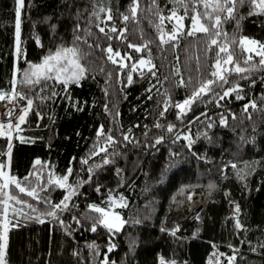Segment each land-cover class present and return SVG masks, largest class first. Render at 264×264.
Masks as SVG:
<instances>
[{
    "label": "trees",
    "instance_id": "obj_1",
    "mask_svg": "<svg viewBox=\"0 0 264 264\" xmlns=\"http://www.w3.org/2000/svg\"><path fill=\"white\" fill-rule=\"evenodd\" d=\"M205 2L211 13L214 0H23L18 53L17 0H0V91L15 88L33 101L19 128L0 133V162L36 190L28 196L11 185L24 206L13 214L19 225L9 229L7 264H157L160 254L173 264H207L215 247L220 264H264V66L255 54L245 63L250 54L240 43L248 36L264 44V13L246 0L231 19L216 13L218 29L187 35ZM173 11L187 24L174 42ZM213 38L233 55L226 82L212 76L217 59L227 58ZM65 48L77 50L85 69L78 83L51 73L24 82L32 65ZM129 53L125 64L117 60ZM141 59L151 64L133 69ZM237 64L246 71L237 73ZM209 79L217 81L210 91L176 107ZM229 89L236 90L220 99ZM227 191L240 202V229ZM191 194L204 206L178 236L162 217L185 215ZM113 205L125 223L110 231L95 208Z\"/></svg>",
    "mask_w": 264,
    "mask_h": 264
},
{
    "label": "snow or ice",
    "instance_id": "obj_2",
    "mask_svg": "<svg viewBox=\"0 0 264 264\" xmlns=\"http://www.w3.org/2000/svg\"><path fill=\"white\" fill-rule=\"evenodd\" d=\"M153 2H155V0H153ZM246 0H214V3L211 5L213 11L211 13L207 12V9L209 8V4L208 3H204V8L206 9L205 13H200L198 11L195 12V14L192 16V25L193 28L187 31V35L191 36L194 35L196 32H201V33H210L213 29H218L221 25V16L216 14V13H226V16L224 17V19H231L233 18V14L235 11V5L237 3L243 4L245 3ZM249 2H251L254 7L259 8L261 13H264V0H249ZM134 3H136V0H134ZM17 4L18 7L16 9V22H15V28H16V39H17V52L19 53L20 49H19V36H20V9L23 7V0H17ZM101 11H104V9H101ZM251 14H255V13H251ZM131 15L134 18L136 15V7H133L131 9ZM203 16H207V18L209 20H213L214 22L210 25V26H205V23L201 22L202 17ZM172 18H177L178 21V26L176 29L173 30L172 33H170L168 35V40L169 41H176L178 38V33L180 31V29L183 27L182 24L179 23L180 20L183 19V17H177V13L175 11H173L171 13V16L169 17V19ZM108 19L111 20V16H108ZM123 19L125 21H127L129 19V16H124ZM164 17H161V22H163ZM198 25V27H197ZM113 32L117 31L116 28H112L111 29ZM100 32H104L105 29L104 28H99ZM126 31V29L124 30ZM220 35H222V33L220 31H216L215 32V36L219 37ZM161 41L164 43H167L168 41H165L163 39V35L161 36ZM241 44L244 43V41H240ZM248 43L252 44V45H256L260 51L256 52V55H259L261 57V59L258 61V63L262 66H264V44H260L259 42L252 40V41H248ZM211 44L212 45H217L218 46V54L219 53H227V58L223 61L224 64H233V55L231 53H229L228 47L226 45H219V41L216 38H213L211 40ZM130 47H135L133 45H129ZM136 51H140L141 49L136 47L135 48ZM107 51L109 53H112V48L109 47L107 49ZM248 52H254L256 51V49L254 48H249L247 49ZM116 56H119L120 54L117 52L115 53ZM110 60L113 59V57L110 55L108 57ZM253 59L252 55H249L247 60L245 61V63L251 61ZM114 63H116L117 61L113 60ZM139 64L141 66H145L146 64H151V61H145L144 59H141L139 61ZM133 69L136 68V65L134 64ZM154 67V65H153ZM32 68L34 69V71L31 73V75H29L28 73H25V81L27 83H37L39 82L40 78H48L47 75L45 74H49V73H56V78L59 81L60 76H64L65 79L60 81L63 84H67L69 81L72 82H79V79L83 77L85 69L79 64L78 62V56H77V50L75 48H65V49H61V50H57L55 52L54 55H49L47 57H45L44 61L42 64H37V65H32ZM215 69L216 71L212 72V76L217 77L218 81L220 82H226V77H225V70L222 69V65H221V60L217 59L216 64H215ZM237 73H243L246 71V69L239 67V65L237 64L235 66L234 69ZM149 71H151V69H149ZM153 75H155V73H152ZM129 83L132 82V77L129 76ZM216 80H212L209 79L205 82H203L194 92L193 95L190 99L185 100L183 104H178L176 105V107L180 108L181 111L184 110V108L189 105L192 100H194L196 97L201 96L202 94H205L207 91L211 90V86L216 83ZM15 83V81H13V84ZM181 83H183V80L181 79ZM239 88V85L236 86V89ZM236 89H229L224 91L223 95L220 97V99H224L225 97L229 96L231 91H234ZM53 95H55V93H53ZM7 96L6 94H0V100H4L6 99ZM237 98H240L239 96ZM33 104V101L31 99L27 100V107L23 110L24 114H21L19 116V121L20 123H23L25 120V116L28 112L29 109H31V106ZM247 105L245 106V110H247ZM251 107H256L255 103L253 102L251 104ZM166 110V109H165ZM163 114V112L161 113V115ZM9 115H11V113H9ZM222 123L224 122L223 120L221 121ZM0 127H2V125H0ZM14 127L19 128V124L14 125ZM157 127H160V125H157ZM169 131L172 130V126H169L168 128ZM98 134H103V126H101V129L99 130ZM125 140L128 139L127 136L124 137ZM162 139V137L160 138ZM160 139L157 140V143L160 142ZM109 142H113L112 138L109 137L108 138ZM10 148L11 146H9V154H10ZM101 151H106V149H101ZM94 155H98V153H94ZM41 162L39 160L36 161V164H40ZM104 164H108L110 163V161L108 159H104L103 161ZM3 165H0V177L3 178V182H0V193L4 194V199L0 200V204H2L3 207V214L5 216V219L3 221V231L0 232V264H6V249H7V233H8V224L9 221L7 220V212H8V203L9 201H14L16 204H20L23 203L22 200L18 199L16 196L14 195H9L8 194V189L10 185H13L16 189H18V191L20 193H26L28 196H35L36 195V190L35 189H31L28 190L26 187L21 186L20 182L16 180L15 177H5V174L3 172ZM233 167H235V165H233ZM71 170L69 169V174H70ZM27 179V178H25ZM65 181L67 180V176H65L63 178ZM57 183H60V186L63 187L64 184L61 181H57ZM71 195V194H70ZM70 195L66 196L64 198V200H68L70 199ZM61 204H64V201H61ZM30 206V205H29ZM61 205H56V208H59ZM66 206V205H65ZM238 207V206H237ZM13 211H15V207H13L12 209ZM95 211L97 212H102L103 210L100 208H95ZM56 213L53 211L51 213H48V215H55ZM116 219H119L118 217ZM102 223L104 224L105 227H107L110 231L112 230H119V225L116 223H112L109 222V220L107 219H103ZM237 227H240L239 223H237ZM96 227L95 225H93L92 227V231H95ZM114 247V246H113ZM109 251H111V248H109ZM105 264H107V261H105ZM161 264H165V262L163 261V259L161 260Z\"/></svg>",
    "mask_w": 264,
    "mask_h": 264
},
{
    "label": "rangeland",
    "instance_id": "obj_3",
    "mask_svg": "<svg viewBox=\"0 0 264 264\" xmlns=\"http://www.w3.org/2000/svg\"><path fill=\"white\" fill-rule=\"evenodd\" d=\"M178 16H180V15H178ZM181 17H183V16H181ZM175 20H176V22L178 23V21H177V18H175ZM201 22H203L202 20H201ZM179 23L180 24H182L183 25V27L182 28H184V27H186L187 26V24L185 23V20H184V17H183V19L182 20H180L179 21ZM204 23V22H203ZM197 27H198V25H197ZM177 28V27H176ZM175 28V29H176ZM189 29H192L193 28V25H192V20H191V22H190V26L188 27ZM170 33H172V32H170ZM244 41V43L242 44L243 46H244V48L247 50V49H249V48H254V49H256V51H254V52H248L250 55L251 54H255L256 55V52L257 51H260V49L256 46V45H252V44H250V43H248V41H252V40H255V41H257V42H259L258 40H256V39H254V38H251V37H248V36H244V37H242L241 38V41ZM16 42H17V39H16ZM260 44H263V43H261V42H259ZM55 54V53H54ZM53 54V55H54ZM128 56H125V57H123L122 56V59H119V58H117V60L119 61V62H121V63H123V64H125L126 62H127V60H126V57L128 58V57H130V53L129 54H127ZM111 56H112V54H111ZM113 57V56H112ZM114 58V57H113ZM114 59H116V58H114ZM260 59H261V57H260ZM43 61L44 60H42L41 62H39V63H37V64H42L43 63ZM139 61L140 60H134V64L136 65V68H138V67H147V66H149V64H146L145 66H141L140 64H139ZM36 64V65H37ZM80 64V63H79ZM133 64V65H134ZM221 65H222V69H224V70H226L227 68H228V66H229V64H224L223 62H221ZM135 68V69H136ZM50 74V73H49ZM51 74H53V75H55V77H56V73H51ZM65 79V77L64 76H60V78H59V80H64ZM12 89H14V91L15 92H18V93H20L19 91H17L15 88H12ZM20 96V95H19ZM21 97H24V95L22 96H20L19 98L21 99ZM20 99L18 100L17 99V101H19L20 102ZM9 101V99H4V100H1L0 101V125H2V127H0V133H2V132H5V133H8V134H11V133H13L15 130H16V127H14V125H16V124H20V121H19V116L21 115V114H24L23 113V110L27 107V102H25V100H22L21 102H20V104H22V105H20V107H19V105H18V107H19V109L17 110V112H16V114L14 115V118H13V120H12V124H13V127L10 129V124H9V122L7 121V120H5L4 118H2V112H3V110H4V108L8 105V102ZM10 129V130H9ZM0 165H3L4 167H3V172H4V174H5V177H13L12 175H11V173H10V169H9V162L7 163V164H4L3 162H0ZM1 179V181L0 182H3V178H0ZM8 191V194L9 195H14V196H16L18 199H20V197L18 196V195H15L14 193H13V191H12V186L10 185L9 186V189L7 190ZM193 198H196V197H194L193 196ZM4 199V194L3 193H0V200H3ZM23 206H24V204L23 205H21V203L20 204H16L14 201H9V203H8V212H7V220L9 221V224H8V233H9V229L11 228V227H13V226H17V225H19L18 223H16V222H14L13 221V219H14V216H13V214L14 213H18L20 210H22L23 209ZM27 206V205H26ZM116 205H113L112 206V208H110V209H108V208H100V209H102L103 211L101 212V218H102V220L103 219H107V220H109V222H112V223H116V224H118L119 225V230L120 229H122V227L124 226V223H125V221H124V219H123V217H122V215H121V213L119 212V211H116L115 209H114V207H115ZM3 205L2 204H0V218H1V229H2V231H3V221H4V219H5V216H4V214H3ZM13 207H15V211H13L12 209H13ZM119 218V219H116V218ZM8 233H7V243H8ZM215 258V256H212V258L211 259H214ZM6 264H7V260H6Z\"/></svg>",
    "mask_w": 264,
    "mask_h": 264
},
{
    "label": "water",
    "instance_id": "obj_4",
    "mask_svg": "<svg viewBox=\"0 0 264 264\" xmlns=\"http://www.w3.org/2000/svg\"><path fill=\"white\" fill-rule=\"evenodd\" d=\"M1 92L2 93L7 92L12 97L22 95L18 92H15L13 89L1 90L0 93ZM22 100H24V97L22 98ZM189 198H190V205H189L188 212L185 215L179 212L169 211L167 214H165L162 217V226L178 236L184 235V232L189 222L200 213V211L202 210L204 206V200L201 197L193 198V194H191ZM226 198H227V204L231 210V215L233 216L235 220L236 226H237V223H239L240 227H237V228L240 229L242 227V222L240 219L242 209H241L240 202L237 198L232 197L228 191L226 192ZM212 256H215L213 261H211ZM162 259L165 262V264H173L175 262V259L167 258L160 254L157 264H161ZM222 260H223V252L220 251L217 247H215L208 255L207 264H220Z\"/></svg>",
    "mask_w": 264,
    "mask_h": 264
},
{
    "label": "bare ground",
    "instance_id": "obj_5",
    "mask_svg": "<svg viewBox=\"0 0 264 264\" xmlns=\"http://www.w3.org/2000/svg\"><path fill=\"white\" fill-rule=\"evenodd\" d=\"M0 94H6L7 98L6 99H9V103L8 105L4 108L3 112H2V118H4L5 120H7L10 124V129L13 127V118H14V115L16 114L17 110L19 109L20 105V102H21V99L20 98H14L12 97L9 93L7 92H1ZM17 99L19 100L20 99V102L17 101ZM19 105V107H18ZM9 113H11V115H9ZM235 207V205H234ZM214 259H211V261H213Z\"/></svg>",
    "mask_w": 264,
    "mask_h": 264
}]
</instances>
